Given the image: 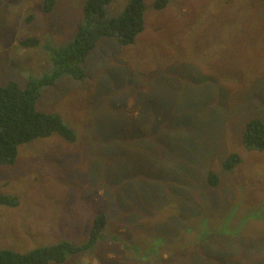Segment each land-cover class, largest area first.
Returning <instances> with one entry per match:
<instances>
[{
    "label": "rangeland",
    "instance_id": "obj_1",
    "mask_svg": "<svg viewBox=\"0 0 264 264\" xmlns=\"http://www.w3.org/2000/svg\"><path fill=\"white\" fill-rule=\"evenodd\" d=\"M128 1L111 0L104 19ZM143 2L132 43L102 37L83 78L42 88L36 109L75 139H33L0 165V193L18 199L0 205L16 227L3 246L81 244L102 214L91 249L50 264H264V150L242 142L251 118L264 121V0ZM84 3L0 0V84L48 76V52L73 38ZM27 36L41 44L21 46ZM231 153L240 162L227 170Z\"/></svg>",
    "mask_w": 264,
    "mask_h": 264
},
{
    "label": "trees",
    "instance_id": "obj_2",
    "mask_svg": "<svg viewBox=\"0 0 264 264\" xmlns=\"http://www.w3.org/2000/svg\"><path fill=\"white\" fill-rule=\"evenodd\" d=\"M111 0H85L82 22L77 24L73 38L56 50L48 52L51 64L49 75L42 78L27 77L24 86L15 80L0 84V165L13 164L18 146L39 137L58 134L72 141L75 134L57 113H47L36 109V101L42 88L53 85L62 76L77 80L84 77V62L89 52L102 37H115L122 45H127L144 29L145 4L143 0H129L119 15L104 19V8ZM170 0H155L153 7L164 8ZM55 0H43V10L50 11ZM33 18L30 14L26 20ZM25 48L37 47L40 40L35 36L20 39ZM247 150H264V121L251 118L246 123L242 137ZM240 162L238 154L231 153L222 162V167L231 170ZM207 183L215 186L218 176L208 172ZM16 196L0 193V205L15 206ZM106 216L99 214L93 219L90 235L86 242L76 244L69 240L55 244L38 246L21 253L0 248V264H50L62 263L69 254L91 249L106 225Z\"/></svg>",
    "mask_w": 264,
    "mask_h": 264
},
{
    "label": "crops",
    "instance_id": "obj_3",
    "mask_svg": "<svg viewBox=\"0 0 264 264\" xmlns=\"http://www.w3.org/2000/svg\"><path fill=\"white\" fill-rule=\"evenodd\" d=\"M1 216L2 215H0V219L3 222H0V248L13 250V249H10V248H5L3 246V242L5 240V237L16 234V227H15V225L12 222L9 221L8 215L5 214L4 216H2V217ZM31 231H32V234H31V236H32V235H35V232L39 231V230H36L34 228ZM41 235H40V238H41ZM14 251H17V250H14Z\"/></svg>",
    "mask_w": 264,
    "mask_h": 264
}]
</instances>
